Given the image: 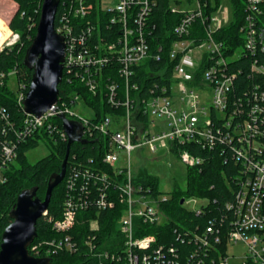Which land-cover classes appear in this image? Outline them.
<instances>
[{"label":"built area","instance_id":"2783aa9c","mask_svg":"<svg viewBox=\"0 0 264 264\" xmlns=\"http://www.w3.org/2000/svg\"><path fill=\"white\" fill-rule=\"evenodd\" d=\"M188 1L195 5L192 10L169 8L172 14L180 16L168 53L173 63L171 78L166 83L153 84L145 96L135 97L128 92L129 87L135 93L139 91L131 84L135 69L149 58L160 60L158 54L151 55L147 41V22L155 1L115 0L113 6L105 8L102 0H96L99 9L109 16V33L105 37L96 31L99 19L96 24L90 19L94 10L92 0H70L63 5L55 28L65 43L62 73L68 80H80L89 92L96 94L103 71L113 64L118 67L126 90L120 98L116 81L105 84V100L114 112L98 123L73 112L72 108L82 102L78 95L68 103L57 99L40 117L24 114L22 127L16 134L18 140L45 128L49 135L65 141L66 134L58 118L64 115L82 125V140L94 139L102 149L100 167L69 165L61 218L47 217V211L44 214L62 236L44 244L45 254L52 250L76 252L79 245L70 232L77 224V215L113 208L109 193L114 187L123 206L117 222L122 239L120 248L112 253L98 250L96 236L89 234L83 244L94 255L98 252L104 260L124 264H229L228 248L243 244L246 249L243 264H264V65L258 59L264 55V0H240L241 41L236 45L215 39L233 21L232 10L230 14L225 9L215 15L218 5L214 8L211 0ZM208 6L213 10L206 14ZM197 21L199 24L195 26ZM9 32L0 43V51L19 39L18 34ZM6 76H16V71L2 73L0 79ZM239 78L246 82L240 96L233 93ZM25 90V84L19 83L16 97L21 107ZM54 119L60 122V127ZM187 145L199 151L220 150L237 169L231 180L233 198L224 204L229 213L227 220L214 216L207 219L205 226L192 223L172 228L175 240L192 245L180 262L179 249L164 236L163 241L159 232L141 235L148 227L168 224L161 206L169 196L155 194L150 187L134 183L137 172L132 170L131 153L143 147L150 153L167 148L170 152L175 150L187 167L200 166L203 158L185 149ZM1 153L0 185L6 182V171L16 158L15 143H3ZM186 203L192 204L186 210L198 218L208 215L207 199H183V204ZM89 225L91 231L97 230L98 218L90 219ZM40 247L41 244L32 243L29 248L39 254Z\"/></svg>","mask_w":264,"mask_h":264},{"label":"trees","instance_id":"16d2710c","mask_svg":"<svg viewBox=\"0 0 264 264\" xmlns=\"http://www.w3.org/2000/svg\"><path fill=\"white\" fill-rule=\"evenodd\" d=\"M15 5V11L9 17L8 29L3 27L0 20V25L4 28L5 34L2 41L7 38L12 31L18 34V41L10 47H5L0 51V74H8L12 70L16 71V79L18 83L25 84L28 91L32 72L23 65V58L25 51L30 45L34 35L36 25L38 23L41 4L43 0H11ZM94 3V10L90 19L93 24H96V19H99V27L96 31L103 37L108 32L109 16L103 13L96 0ZM155 7L149 16L147 27L148 37L147 41L150 48L151 55L158 54L160 56L159 62L149 58L144 64L135 69V75L131 80V84L138 88L135 93L133 89L129 94L131 97L145 96L148 88L153 84H163L171 78V70L173 63L170 62L168 53L175 36L173 28L178 23L180 16L172 14L169 10V0H153ZM209 2V0H206ZM70 2V0H60L54 21V28L57 26L58 18L63 11V5ZM219 0H215V5ZM230 6L233 15V21L222 28L216 35L215 39L223 41L226 44H239L241 36L239 35V27L242 23L243 4L240 0H230ZM213 10V7L208 6L206 14ZM73 22L81 21L73 19ZM198 21L195 23L197 26ZM115 35H119V31H115ZM96 36V35H95ZM160 48V50H159ZM259 62L264 65V55L259 56ZM243 67V65H240ZM65 72L62 73V79L58 85V101L69 102L70 98L78 95L82 103L93 111L91 121L94 123L101 122L107 114L114 112L105 100V84L110 80L117 82L119 87L120 98H123L126 90V83L119 77L118 67L116 65H109L101 77V82L96 94H92L87 90L83 83L78 79L68 80ZM257 78V77H255ZM8 77L0 79V159L1 146L3 143L12 141L16 145V158L14 162L8 167L6 171L7 180L0 185V244L1 236L4 229L11 223L9 212L15 205L16 199L21 191L26 189H37V197L44 199L48 179L51 174L59 173L61 165L65 158L67 136L66 140L62 141L56 135H49L45 128L39 129L33 136L27 137L24 140H18L16 134L20 131L23 120L25 118L23 107L18 103L16 92H13L8 87ZM246 82L239 78L235 83L233 93L240 96L244 89ZM122 109L116 111L121 112ZM2 111L4 114H2ZM4 116L7 119H4ZM54 122L60 127V122L54 119ZM45 138L50 142L52 151L46 157L40 159L34 164H30L26 159V153L35 148L38 144V139ZM198 157L203 158V163L197 167H188L187 182L185 190H174L168 198V201L161 206L165 215L168 217V224L164 227H148L141 235H157L159 232L161 237L164 236L167 242L171 241L179 249V261L182 262L184 256L188 254L192 245L187 242L180 243L175 240L176 236L172 232L173 227H188L192 223H198L201 226L207 225V219L214 216H221L227 220V210L224 208L225 203L232 200V176L237 169L231 159L225 160V155L221 151L214 149L213 151L200 150L190 145L185 146V149ZM102 149L99 143L94 139H83L81 142H75L70 146L66 172L63 180L52 190L47 217H52L58 220L62 216L63 202L65 199V181L71 163L80 164L82 166H97L100 167ZM176 154V151L173 150ZM134 178L135 184H141L145 187H150L155 194H159L157 179L148 174L146 170H139ZM114 190V191H113ZM207 199L209 205L207 208L208 215L204 219H200L191 212L187 211L183 205L180 204L182 199L187 198ZM109 198L114 203L113 208L97 212L95 209L91 211L80 212L77 215V224L70 232V235L75 239L79 245L76 252L70 253L65 250H52L50 254H45L44 244L52 240L59 239L62 235L52 228V224L48 222L47 217H41L36 223L37 237L33 242L41 244L40 253L35 254L29 248L30 255L36 258H49L52 264H124L122 261L104 260L96 252V255L91 253L83 244V239L89 234H94L97 238L98 250H107L109 252H117L120 247L119 243L122 241L118 231L117 222L122 215L123 206L120 204L117 191L111 187ZM213 215L211 216V214ZM98 218V228L94 231L90 230L89 220ZM163 241L164 238L162 237ZM159 239V242H163ZM96 249V250H97Z\"/></svg>","mask_w":264,"mask_h":264},{"label":"water","instance_id":"95a60500","mask_svg":"<svg viewBox=\"0 0 264 264\" xmlns=\"http://www.w3.org/2000/svg\"><path fill=\"white\" fill-rule=\"evenodd\" d=\"M60 0H43L35 35L25 51L23 65L32 72L28 91L23 101L25 115L42 116L58 99V85L62 79L65 43L54 28L55 15ZM67 136L65 158L59 173L50 175L44 199L37 197V189L20 192L9 212L11 223L4 229L0 244V264H52L49 258H36L29 247L37 237V220L48 209L53 188L64 178L70 146L82 141L80 123L58 117ZM183 204V199L180 201Z\"/></svg>","mask_w":264,"mask_h":264},{"label":"rangeland","instance_id":"374dc122","mask_svg":"<svg viewBox=\"0 0 264 264\" xmlns=\"http://www.w3.org/2000/svg\"><path fill=\"white\" fill-rule=\"evenodd\" d=\"M115 0H102V5L106 7L113 6ZM214 8H216L215 0H211ZM218 11L228 10L231 12L230 0H219ZM169 6L179 11H188L194 8V3L188 0H169ZM15 11V5L11 0H0V20L3 27L8 29V20ZM0 25V30L4 36L5 30ZM3 38V37H2ZM2 42V39L0 43ZM8 87L13 92L17 91L19 83L15 76L8 77ZM73 112L79 117L92 118L93 111L84 106L82 102L77 103L73 108ZM52 151L50 142L45 138L38 139V144L35 148L26 153V159L30 164H34L40 159L46 157ZM131 166L134 172L146 170L148 174L154 176L158 181V191L161 195H170L174 190H185L187 182L188 167L180 161L178 156L166 149H159L156 153H150L146 147L136 149L131 153ZM188 200V198H187ZM185 209H191L192 204H183ZM245 246L238 244L229 247L227 254L230 258L229 264H243Z\"/></svg>","mask_w":264,"mask_h":264},{"label":"bare ground","instance_id":"6f19581e","mask_svg":"<svg viewBox=\"0 0 264 264\" xmlns=\"http://www.w3.org/2000/svg\"><path fill=\"white\" fill-rule=\"evenodd\" d=\"M239 35H240V34H239ZM2 37H3V35H2V33H1V30H0V41H1Z\"/></svg>","mask_w":264,"mask_h":264}]
</instances>
